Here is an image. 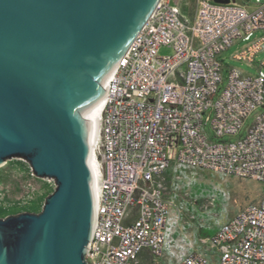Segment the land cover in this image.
I'll return each mask as SVG.
<instances>
[{
	"label": "built area",
	"instance_id": "2783aa9c",
	"mask_svg": "<svg viewBox=\"0 0 264 264\" xmlns=\"http://www.w3.org/2000/svg\"><path fill=\"white\" fill-rule=\"evenodd\" d=\"M195 1L192 17L187 0H161L105 85L88 264L160 263L175 206L160 179L173 164L264 184V60L255 75L230 69L218 95L229 48L245 42L234 59L247 63L264 51V34L254 38L264 32V0ZM176 264H264V194L224 223L207 251Z\"/></svg>",
	"mask_w": 264,
	"mask_h": 264
},
{
	"label": "water",
	"instance_id": "95a60500",
	"mask_svg": "<svg viewBox=\"0 0 264 264\" xmlns=\"http://www.w3.org/2000/svg\"><path fill=\"white\" fill-rule=\"evenodd\" d=\"M160 2L0 0V166L22 158L55 184L40 213L0 219V264H88L101 190L93 117Z\"/></svg>",
	"mask_w": 264,
	"mask_h": 264
},
{
	"label": "rangeland",
	"instance_id": "374dc122",
	"mask_svg": "<svg viewBox=\"0 0 264 264\" xmlns=\"http://www.w3.org/2000/svg\"><path fill=\"white\" fill-rule=\"evenodd\" d=\"M187 4L186 10L193 17L197 8L196 1L187 0ZM263 34L257 32L254 38ZM244 45L245 42L236 43L222 55L224 83L220 85L218 95L227 85L230 69L235 68L250 75L257 74L255 67L233 59L234 54ZM159 54L172 55L173 49L161 48ZM263 60L264 51L256 57L254 65L258 67ZM256 114L253 113L246 120L239 136L246 134ZM204 132L213 136L209 125L205 126ZM224 140L235 141L236 138L227 136ZM160 181L175 206L170 217L166 253L159 264H176L193 251H207L209 238L241 209L257 203L264 194V184L255 180L178 164H173ZM54 188L52 180L36 177L26 160H8L0 166V219L21 213H40Z\"/></svg>",
	"mask_w": 264,
	"mask_h": 264
},
{
	"label": "bare ground",
	"instance_id": "6f19581e",
	"mask_svg": "<svg viewBox=\"0 0 264 264\" xmlns=\"http://www.w3.org/2000/svg\"><path fill=\"white\" fill-rule=\"evenodd\" d=\"M102 109V108H101ZM101 109H100V111L93 117V121H96L97 119H99V116H100V113H101ZM98 142H99V132H98V134H97V136H96V138H95V146H96V149H97V145H98ZM98 162V161H97ZM100 164H99V162H98V170H99V172H100ZM34 176L32 175V178H33ZM35 178V177H34Z\"/></svg>",
	"mask_w": 264,
	"mask_h": 264
},
{
	"label": "crops",
	"instance_id": "0c3cea01",
	"mask_svg": "<svg viewBox=\"0 0 264 264\" xmlns=\"http://www.w3.org/2000/svg\"><path fill=\"white\" fill-rule=\"evenodd\" d=\"M242 1H245V0H242ZM242 1H240V2H242ZM263 52V51H262ZM261 52V53H262ZM235 55V54H234ZM258 56V55H257ZM256 56V57H257ZM256 57H255V59H256ZM233 59H234V56H233ZM235 60V59H234ZM242 63H244L245 65H249V66H253V67H255L256 68V70H257V72H258V70H259V66L257 67V66H255L254 65V62L253 63H247V62H242ZM238 70V69H237ZM240 71V73H242V75H250V74H247V73H245V72H243V71H241V70H239Z\"/></svg>",
	"mask_w": 264,
	"mask_h": 264
}]
</instances>
